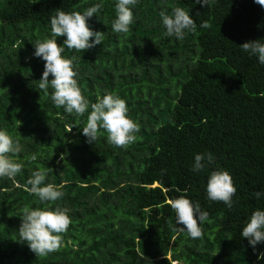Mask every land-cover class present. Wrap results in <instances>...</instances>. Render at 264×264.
I'll return each mask as SVG.
<instances>
[{"label": "trees", "instance_id": "trees-1", "mask_svg": "<svg viewBox=\"0 0 264 264\" xmlns=\"http://www.w3.org/2000/svg\"><path fill=\"white\" fill-rule=\"evenodd\" d=\"M117 0H0V130L21 151L23 169L0 177V264H264V243L241 236L256 209L264 210V64L240 48L264 42V8L254 0H138L127 34L115 33ZM104 32L102 44L74 59L83 95L94 103L112 92L127 103L140 126L127 148L107 140L101 129L93 143L82 134L88 112L69 114L39 89L44 61L33 55L36 41L51 36L56 9L83 13ZM190 11L197 28L183 39L165 36L160 12ZM198 13V14H197ZM207 21L209 27H200ZM52 77L49 76V79ZM90 111V109H89ZM214 162L193 172L196 154ZM32 155L36 156L32 160ZM45 183L61 186L51 207H66L72 224L64 245L36 256L21 239L22 209L44 208L27 181L39 169ZM223 169L236 194L229 208L207 196V180ZM186 195L209 213L202 238L176 224L170 200ZM169 253V257L166 256Z\"/></svg>", "mask_w": 264, "mask_h": 264}, {"label": "clouds", "instance_id": "clouds-1", "mask_svg": "<svg viewBox=\"0 0 264 264\" xmlns=\"http://www.w3.org/2000/svg\"><path fill=\"white\" fill-rule=\"evenodd\" d=\"M201 7H208L215 0H194ZM264 8V0H254ZM138 0H117L115 5L116 18L112 22V30L115 33L127 34L134 22L132 8ZM102 8L101 4H95L87 8L83 13L70 12L56 9V14L50 17L51 36L43 41H36L34 45L35 57L43 59L44 70L39 79V89L48 95L49 87L53 90L51 100L56 107H63L65 112L76 115H84L88 112L86 126L82 134L87 142L93 143L101 129L107 133L109 143L127 148L138 139L137 133L140 126L128 115L127 103L118 94L108 92L102 97H97L96 102L90 101L83 95L81 87L76 79L74 59L65 58L62 54L66 46L78 52L91 49L102 44L104 32L94 31L90 28L88 20L95 16ZM198 14V13H197ZM162 24L166 29L164 35L176 39H183L186 32H194L197 28L195 20L189 10L181 7H173L171 14L162 10L160 12ZM200 27H209L207 21H202ZM58 37H64L63 45L57 43ZM250 56H256L260 64H264V42L262 39L248 40L239 45ZM49 76L52 78L49 79ZM90 109V111H89ZM21 147L18 141L6 131L0 130V177L14 178L23 169L19 162ZM32 160L36 159L32 155ZM211 152L196 154L192 166L193 172L205 171L213 162ZM47 170L41 168L32 173L27 183L28 191L38 197L44 208L22 209V218L19 226L21 239L29 249L40 257L59 251L64 245L66 234L72 220L69 209L66 207H51V204L62 198L61 186L45 183ZM236 187L230 173L219 169L211 171L207 180V196L211 201L223 202L229 208L232 207V197L236 194ZM253 197H264V190L254 191ZM170 206L175 212L176 224L181 231H186L191 238H202L201 225L208 219L209 213L201 208L199 202H193L186 195H180L170 200ZM241 236L247 239L250 246L264 243V210H254L243 226Z\"/></svg>", "mask_w": 264, "mask_h": 264}, {"label": "rangeland", "instance_id": "rangeland-1", "mask_svg": "<svg viewBox=\"0 0 264 264\" xmlns=\"http://www.w3.org/2000/svg\"><path fill=\"white\" fill-rule=\"evenodd\" d=\"M166 256H168L169 257V253H167V255ZM172 264H180V263H178V262H175V261H172Z\"/></svg>", "mask_w": 264, "mask_h": 264}]
</instances>
